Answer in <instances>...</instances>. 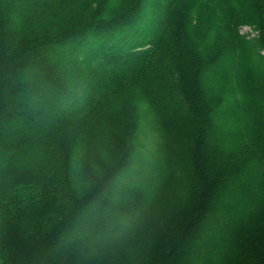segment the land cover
Here are the masks:
<instances>
[{
  "label": "trees",
  "instance_id": "16d2710c",
  "mask_svg": "<svg viewBox=\"0 0 264 264\" xmlns=\"http://www.w3.org/2000/svg\"><path fill=\"white\" fill-rule=\"evenodd\" d=\"M244 22L260 29L254 47L239 34ZM257 48L264 50V0H0V264H264ZM134 87L152 97L156 131L193 140L182 154L194 198L185 209L165 204L167 185L134 178L136 103L126 99L115 122L98 115ZM170 158H159L156 174L177 170ZM84 173L95 187L80 197ZM241 177L262 179L251 200L263 203L236 218L252 192L245 183L237 205L218 198ZM217 203L225 209L219 230L208 220Z\"/></svg>",
  "mask_w": 264,
  "mask_h": 264
},
{
  "label": "rangeland",
  "instance_id": "374dc122",
  "mask_svg": "<svg viewBox=\"0 0 264 264\" xmlns=\"http://www.w3.org/2000/svg\"><path fill=\"white\" fill-rule=\"evenodd\" d=\"M222 8H223V6H222ZM226 11H227V6L225 8H223V12H222V10H220L219 14L223 15L226 13ZM67 15H69V13ZM215 16H217V14H215ZM42 23H43V21H42ZM43 24H46V23H43ZM259 30L260 29L257 26V24H253V23L252 24H250V23L246 24L244 22L239 27V34L241 36H243L245 38V40L249 43V47H254V45H255L254 42L260 34ZM257 50H259V48H257ZM263 56H264V50H259V52L254 53V55L252 56V60L255 62L260 61L261 63H264V59H260V57H263ZM223 65H224L223 70H226L228 67L227 63H224ZM23 72L25 74H28L30 71L26 70ZM68 72H71V70L69 71V69L65 68L64 72H62V73L66 74ZM152 75H153V72H151L150 70L143 74L142 78L140 79L141 81H139L142 88L146 83H149V80L151 79ZM253 82L254 83H250V84H251V86L253 85L252 86L253 88H256L255 87V81H253ZM205 84H206V80L204 79L203 85H205ZM141 87H134L133 91L130 93V97L124 95L121 97L114 98V100H111V102L109 104H107L106 106L104 105L102 108H100L98 115L103 116V118H105V116H109L107 120L115 122L114 118L111 120V117H112L111 114L112 113L116 114V119L118 121L117 111H119L123 107V105L129 104V102H127L126 99H128L130 102L136 103L135 106H136L138 113L140 115V123L138 125L139 132H138V141H137V146H139V147L136 149V151L132 155V159H131V161H132L131 167H133V168L135 167L136 170L138 171V174L135 175L134 178L139 179L141 183L145 182V183L152 184V182L154 183V181H155V184L157 187H164L165 185H167L168 189L166 191L168 192V195L166 196L167 202L165 204L169 207H174L173 209H178L181 206H184V209H185L186 206H188V204L193 202L194 198H191L192 193L190 191L189 186L187 185L188 175L190 174V172H188V174H187L186 167L189 166V163H187L186 159H185L187 156L185 157V155H182V154L185 153V149L187 147H190V145L193 143V140L188 139L187 134H183V131L181 134H179V132L177 130H175V131L170 130V131H168V133L163 130V132L161 133L159 131H156L153 128L154 126L152 124V121H154L153 119L156 118V112L154 113L147 106L148 104L146 102V99H152V97L150 96L149 93H147ZM16 90L19 93L29 94L28 92H26L24 89H21V88H17ZM249 91H250V89H249ZM249 91H248V88L245 89L246 95H249ZM34 98H35V101L37 104H39V105L44 104L43 103L44 100H40L39 97H37V96H35ZM8 106L9 107H7V110H9V111L13 110V108L10 105H8ZM262 106L264 108V102L262 103ZM218 112H221L220 116L224 115V111L222 108L219 109ZM56 113L60 116H63L66 113H68V110L57 109ZM51 118H53V117H51ZM24 120L26 122H34L32 119L25 118ZM118 124L113 123L112 128L117 129ZM22 156L23 155L21 154L20 157H16L13 159L11 158L12 159L11 163L14 165L15 164L19 165L20 162H22L20 160ZM106 156L108 158V155H106ZM160 157H163L162 160H164V162H166L167 159L171 157L169 159V161L172 160L171 162L174 163L177 170L173 171L170 174H166V172H167L166 171L164 173L165 177L162 175L159 176L158 174H156V173L163 171V169H164L163 168L164 167L163 161H161L159 164V158ZM107 158H104L106 160V163L108 161H110ZM108 165H110V164H108ZM255 169L257 170L256 172L260 171L257 169V167ZM105 174H106V169L103 168V169H99L97 176L102 178ZM155 174H156V176H153ZM256 174H258V173H256ZM149 175H151V177ZM261 178H264V177H261ZM261 178H259L257 181L255 180V183L253 185L250 183V181L245 183L246 182L245 179H247L245 177L238 178L236 181L237 183H235V184L233 183L232 186H230V188H229L230 194L227 193V195H225V193H223V196H224L223 197L222 196V190H221L220 195H219L220 197L218 198V201L220 202L219 204H226L227 203L228 206H230L231 204L237 205V203L239 202V196L242 194L241 185H244V183H245V185L243 187L245 189L249 188L252 192H248L249 190L247 191L246 197L248 199H247V201L240 202L241 203L240 205L243 206L242 204H244V206L239 208V211H237V213L235 214V217L238 218V216L241 215L242 212H244L245 214H248V215L250 213H253L254 212L253 210L258 209L260 203H263V201L260 198L251 200V198L254 197L253 192H255V194H256V190L261 184V180H262ZM230 184H231V181H230ZM111 185L115 186V181H114V183L112 182ZM94 187H95L94 176L92 175L90 177L84 173V176L82 177V180H81V185L79 187L80 197L91 193L93 191ZM260 191L264 192V189L263 190L260 189ZM248 193H250V194L248 195ZM150 194H152V193H150ZM217 205H218V203H217ZM210 209H211V211L210 210L208 211V220L212 222V228L217 229V230L223 228V226H222L223 223L221 221V217H222V212L224 213L225 209L222 210V208H220L219 205L218 206L214 205L213 207H210ZM132 217H135V216L133 215ZM234 221H236V220H234ZM232 223H233V221H232ZM238 224L239 223L236 222L235 226H238ZM207 230H208L207 231V236H208L209 232L211 230H210V228H208ZM111 233L112 232L107 231V232H105V234L104 233L100 234L96 238V244L102 243L104 240V237H109V235H112ZM203 239H206V236ZM219 239L225 241V240H227V237H221L220 236V238H218V240ZM210 242L212 243L213 241H210Z\"/></svg>",
  "mask_w": 264,
  "mask_h": 264
}]
</instances>
